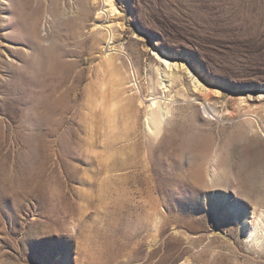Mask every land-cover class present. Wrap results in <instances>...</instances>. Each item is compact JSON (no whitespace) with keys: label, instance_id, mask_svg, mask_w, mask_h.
I'll list each match as a JSON object with an SVG mask.
<instances>
[{"label":"rangeland","instance_id":"obj_1","mask_svg":"<svg viewBox=\"0 0 264 264\" xmlns=\"http://www.w3.org/2000/svg\"><path fill=\"white\" fill-rule=\"evenodd\" d=\"M0 264H264V0H0Z\"/></svg>","mask_w":264,"mask_h":264},{"label":"bare ground","instance_id":"obj_2","mask_svg":"<svg viewBox=\"0 0 264 264\" xmlns=\"http://www.w3.org/2000/svg\"><path fill=\"white\" fill-rule=\"evenodd\" d=\"M111 1V0H110ZM110 3H112V2H110ZM111 9H113V6L111 5ZM208 170V169H207ZM215 174V173H214ZM207 175L208 176H210V177H212V178H214V175L212 174V173H208V171H207Z\"/></svg>","mask_w":264,"mask_h":264}]
</instances>
